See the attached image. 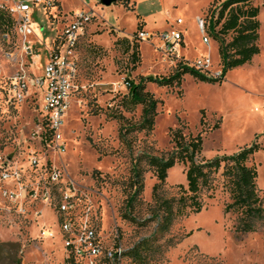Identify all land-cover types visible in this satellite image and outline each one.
Listing matches in <instances>:
<instances>
[{"label": "rangeland", "instance_id": "374dc122", "mask_svg": "<svg viewBox=\"0 0 264 264\" xmlns=\"http://www.w3.org/2000/svg\"><path fill=\"white\" fill-rule=\"evenodd\" d=\"M23 1L28 0H15ZM105 1L48 0L45 5H31L32 58L24 56L17 36L10 37V44L0 39V157L11 160L20 178L18 183H4L0 170V264H13L11 245L19 250L21 264H69L72 259L89 264L66 246L72 239L63 229L66 220L76 236L92 229L104 247L121 249L123 255L141 241L155 239L161 249L152 252L151 264H264V231L239 235L236 216L224 215L230 195L224 188L223 170L201 190V213L178 219L169 233H161L150 212L157 181L141 159L144 189L133 214L125 209L136 159L169 152L170 131L178 128L194 137L202 134L201 158L207 161L257 144L261 149L249 164L257 168L258 188L264 194V0L252 4L260 9L259 56L230 70L221 84L197 82L189 75L179 88L147 84V92L159 102L156 122L151 133L130 135L131 149L121 144L120 124L114 118L122 114L133 124L140 121L141 106L130 112L122 108L129 94L127 81L136 85L141 78H167L179 62L193 67L206 58L211 64L204 71L210 77L220 75L218 43L207 34L209 44L204 43L197 21H207L212 4L225 0H108L110 5ZM81 13L92 18L67 56L76 90L60 140L47 141L38 129L42 91L30 90L21 103H15L10 101L11 80L17 74L32 76L31 70L39 76L48 51L63 50V33ZM173 29L182 33L183 43L175 56L168 57L161 37L173 34ZM140 33L151 37L142 41ZM134 46H138L135 58ZM8 55L19 63L12 65ZM217 123L220 128L212 131ZM52 170L61 175L59 185L48 178ZM185 174V166L170 169L160 197L182 196L177 187L187 189ZM66 199L72 206L69 213L60 209ZM122 264L132 263L123 256Z\"/></svg>", "mask_w": 264, "mask_h": 264}, {"label": "trees", "instance_id": "16d2710c", "mask_svg": "<svg viewBox=\"0 0 264 264\" xmlns=\"http://www.w3.org/2000/svg\"><path fill=\"white\" fill-rule=\"evenodd\" d=\"M256 0H225L214 2L209 11L206 21V34L218 43V56L220 58V76L210 77L209 73L201 72L190 67L187 62H179L174 73L167 78L148 77L141 78L138 84L127 81L126 85L129 94L122 100L124 111H133L136 107H142L140 121L133 124L122 114L114 118L119 122V140L121 144L131 149V134L140 132L151 133L154 129L157 108L159 102L153 94L147 92L146 85L155 83L162 88H179L186 75L191 76L195 81L208 84H221L230 70L244 67L259 56L258 32L260 24L258 16L259 8L253 7ZM3 21L0 16V26ZM120 41L117 42L119 44ZM137 47L132 57H137ZM204 114L201 112V125L204 124ZM220 123H217L212 131L218 130ZM172 147L169 152L161 156L143 154L138 156L133 165L130 180V194L126 203V210L133 214L132 210L137 198L143 192L144 171L139 166L140 160L144 159L147 165L154 172L157 183L152 191L153 206L150 209L153 220H157V228L161 233H169L171 226L178 219L186 218L190 214H199L203 209V201L199 194L203 188L209 187L212 179L222 171L221 177L225 180L224 188L230 195V203L224 205L223 211L226 216H236L235 232L239 235L257 233L264 231V194L258 188V171L255 166H250L256 153L261 148L257 144L246 146L238 153L231 156L217 157L213 161L201 158L203 152L202 134L194 137L184 134L183 129L170 131ZM176 165L186 167L185 179L187 189L183 186L177 188L182 193L179 198L170 200L160 197V191L166 186L169 170ZM126 219L130 216L125 215ZM155 239L143 240L139 245L134 246L130 251L124 253L129 257L132 264H151V254L161 246H155ZM174 245H171V249ZM14 249L12 253L13 264H21L18 258L19 250ZM69 264L75 263L74 259Z\"/></svg>", "mask_w": 264, "mask_h": 264}, {"label": "built area", "instance_id": "2783aa9c", "mask_svg": "<svg viewBox=\"0 0 264 264\" xmlns=\"http://www.w3.org/2000/svg\"><path fill=\"white\" fill-rule=\"evenodd\" d=\"M47 2L48 0H28L19 3L15 2V0H0V16L3 21L2 26H0V39L4 43L10 44V37L17 36L20 39L24 56L32 58V42L29 39V37L34 35L31 22V5H45ZM91 18V15L84 13L75 16L73 23L63 33L64 42L66 43L63 50L57 47L48 51V63L44 67L42 75L26 76L17 74L11 80L10 101L15 103H21L30 90L42 91L41 127L38 129L41 132L42 130L44 131L43 135L47 141L52 139L60 140L61 138L60 131L63 119L66 117L72 95L76 90L73 82V64L68 63L67 56L71 54L78 38L83 34L84 25L88 24ZM181 23L182 21H177V25H181ZM197 25H199V30L203 34L204 43L208 45L209 40L205 36L207 27L204 24V20L199 19ZM150 37L145 33L139 34V38L142 41H147ZM182 39V33L174 29L172 38L165 39V34H163L161 42H163L164 54L168 57L175 56L176 48L182 44ZM7 59H10L9 61H11L12 65L19 63L17 58H12L10 55L7 56ZM210 64L211 60L206 58L204 61L197 62L193 68L197 71L206 72L204 68L209 67ZM2 71L3 69L0 65V75ZM0 170H3L1 176L4 183L19 182L18 172L13 168L10 159L0 157ZM48 176L52 184L59 185L61 175L57 170L50 171ZM5 194L7 195V193ZM60 209L63 213L71 211L72 206L68 199L62 202ZM63 229L66 234L72 235V239L67 240L66 246L79 259L87 258L89 264H122L123 251L104 247L96 232L92 229L85 228L76 236L73 233L71 221L68 220L63 223Z\"/></svg>", "mask_w": 264, "mask_h": 264}, {"label": "crops", "instance_id": "0c3cea01", "mask_svg": "<svg viewBox=\"0 0 264 264\" xmlns=\"http://www.w3.org/2000/svg\"><path fill=\"white\" fill-rule=\"evenodd\" d=\"M54 43H55V40H54L52 46L54 45ZM182 43H183V42H182ZM36 58H37V57H36ZM219 59H220V58H219ZM47 63H48V59L45 60V66H46ZM45 66H44V67H45ZM43 71H44V68H43V70H42V72H41L40 75H42ZM31 74H32V76H35V74H34V72H33L32 70H31Z\"/></svg>", "mask_w": 264, "mask_h": 264}, {"label": "bare ground", "instance_id": "6f19581e", "mask_svg": "<svg viewBox=\"0 0 264 264\" xmlns=\"http://www.w3.org/2000/svg\"><path fill=\"white\" fill-rule=\"evenodd\" d=\"M204 24L206 25V27H207V23H206V21L204 20ZM173 37V34H166L165 35V39L166 38H172Z\"/></svg>", "mask_w": 264, "mask_h": 264}, {"label": "water", "instance_id": "95a60500", "mask_svg": "<svg viewBox=\"0 0 264 264\" xmlns=\"http://www.w3.org/2000/svg\"><path fill=\"white\" fill-rule=\"evenodd\" d=\"M106 5H110L111 3L107 0L105 1Z\"/></svg>", "mask_w": 264, "mask_h": 264}]
</instances>
